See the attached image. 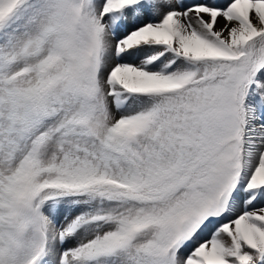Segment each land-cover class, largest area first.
<instances>
[{
    "label": "snow or ice",
    "instance_id": "snow-or-ice-1",
    "mask_svg": "<svg viewBox=\"0 0 264 264\" xmlns=\"http://www.w3.org/2000/svg\"><path fill=\"white\" fill-rule=\"evenodd\" d=\"M0 264H264V0H0Z\"/></svg>",
    "mask_w": 264,
    "mask_h": 264
}]
</instances>
